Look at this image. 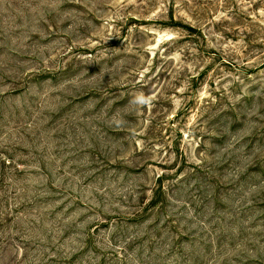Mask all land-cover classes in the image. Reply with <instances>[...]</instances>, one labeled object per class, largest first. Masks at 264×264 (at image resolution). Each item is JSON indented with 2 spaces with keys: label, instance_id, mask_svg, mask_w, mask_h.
Here are the masks:
<instances>
[{
  "label": "rangeland",
  "instance_id": "374dc122",
  "mask_svg": "<svg viewBox=\"0 0 264 264\" xmlns=\"http://www.w3.org/2000/svg\"><path fill=\"white\" fill-rule=\"evenodd\" d=\"M0 264H264V0H0Z\"/></svg>",
  "mask_w": 264,
  "mask_h": 264
},
{
  "label": "clouds",
  "instance_id": "9594fccd",
  "mask_svg": "<svg viewBox=\"0 0 264 264\" xmlns=\"http://www.w3.org/2000/svg\"><path fill=\"white\" fill-rule=\"evenodd\" d=\"M150 100H151L150 97H145L143 94H140V95H138V96L136 97L135 102L138 103V104L143 105V104H148V103H150Z\"/></svg>",
  "mask_w": 264,
  "mask_h": 264
}]
</instances>
